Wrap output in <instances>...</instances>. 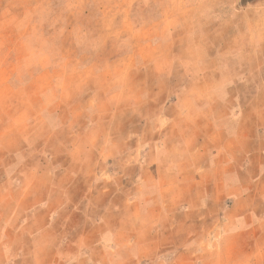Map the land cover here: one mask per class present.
<instances>
[{
    "label": "rangeland",
    "instance_id": "1",
    "mask_svg": "<svg viewBox=\"0 0 264 264\" xmlns=\"http://www.w3.org/2000/svg\"><path fill=\"white\" fill-rule=\"evenodd\" d=\"M246 1L0 0V264H35V231L49 217L35 214L34 192L52 188L61 196L55 203L70 204L47 232L56 244L82 230L84 194L140 189L120 175L138 179L129 160L149 157L141 144L160 138L152 129L181 85L196 78L198 71L181 66L204 57L235 66L264 63V55L239 54L264 46L255 34L264 32L257 12L226 19ZM205 46L210 54H199ZM239 92L234 121L244 112L242 129L259 127L252 114L264 108V83ZM180 105L196 112L190 101ZM86 143L107 148L89 154ZM257 154L253 174L264 166V151ZM138 212L128 214L137 219ZM43 252V264H58L56 248Z\"/></svg>",
    "mask_w": 264,
    "mask_h": 264
},
{
    "label": "crops",
    "instance_id": "2",
    "mask_svg": "<svg viewBox=\"0 0 264 264\" xmlns=\"http://www.w3.org/2000/svg\"><path fill=\"white\" fill-rule=\"evenodd\" d=\"M246 4L226 19L235 21L257 12L255 24L264 22V0H247ZM255 34L264 40L263 31ZM259 47L238 53L263 56L264 46ZM209 51L205 46L198 53ZM206 60L204 57L195 65L181 66L182 70L198 73L181 85L168 103L161 126L152 129L155 134L159 131L160 138L141 144L149 157L142 153L129 160L139 169L138 179L120 175L122 182L140 183L135 193L118 190L84 194L82 230L76 237L55 244L47 232L56 227L70 204L55 203L61 196L52 188L34 192L38 206L35 214L49 217L48 223L35 231V264L45 262L39 256L48 248H56L52 263L58 264L264 263V166L259 174L252 173L257 151H264V108L252 114V118L261 119L256 128L242 129L239 124L246 114L240 112L235 121L232 114L233 103L241 96L236 91L264 83V63L235 66ZM224 72L233 74L225 78ZM184 100L190 101L196 112L182 110ZM82 147L90 154L103 151L107 145L86 143ZM123 147L127 149L128 145ZM110 197L115 201L108 204ZM120 198L126 199L124 205H120ZM91 199L100 201L96 204ZM91 209L97 218L91 217ZM129 210H139L138 218H131ZM152 210L158 213L152 216ZM141 219L146 221L143 226L139 225ZM174 249L179 254L173 257Z\"/></svg>",
    "mask_w": 264,
    "mask_h": 264
}]
</instances>
